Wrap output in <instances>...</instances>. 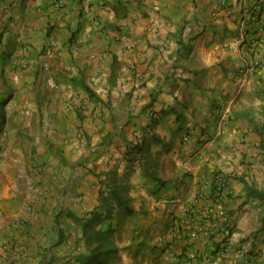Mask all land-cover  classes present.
Instances as JSON below:
<instances>
[{
    "label": "crops",
    "instance_id": "obj_1",
    "mask_svg": "<svg viewBox=\"0 0 264 264\" xmlns=\"http://www.w3.org/2000/svg\"><path fill=\"white\" fill-rule=\"evenodd\" d=\"M53 1L0 0V264L86 261L79 256L86 250L83 230L72 218L90 215L101 182L93 194L73 198L90 174L76 177L75 192L69 174L77 155L68 157L70 146L57 140L61 132H92L74 123L79 99L92 102L86 88L99 99L93 106L106 104V89L116 97L134 89L137 110L157 96L153 132L161 143L152 152L161 182L140 168L130 177L132 212L117 233L116 264H142L126 254L139 249L151 256L143 264H205L208 258L264 264V200L248 195L249 187L264 189L248 178L227 179L222 165L225 150L235 167L242 147L259 136L223 127L220 117V108L246 88L264 96L256 80L264 70L252 73L264 60L262 14L255 10L261 0H62L59 7ZM112 102V111L97 107L101 119L93 128L107 141L85 171L116 170L121 180L129 167L127 143L141 138L151 119L131 116L125 125L128 112ZM238 194L244 207L234 210L238 199L231 198ZM223 215L233 224V245L225 252L222 237L210 232Z\"/></svg>",
    "mask_w": 264,
    "mask_h": 264
},
{
    "label": "rangeland",
    "instance_id": "obj_2",
    "mask_svg": "<svg viewBox=\"0 0 264 264\" xmlns=\"http://www.w3.org/2000/svg\"><path fill=\"white\" fill-rule=\"evenodd\" d=\"M255 33H257L256 30L253 31V34ZM260 37L261 35L255 37L254 39L257 40L260 39ZM250 44H253V42ZM262 61H263L262 62L263 65H260L261 61L257 65L253 64L254 69L252 73H254V75L259 71L264 70V60L262 59ZM262 75L264 74L262 73ZM262 75H259L260 77H256V76L254 77H256V80L259 81L261 83L262 88H264V76ZM111 91H112L111 89H106V93L108 92L107 94L109 96V100L106 102L104 106L102 105L93 106L92 102L94 101L97 104L99 100L95 98L93 95H90V98L92 100V102L90 101L91 103L83 104V100L87 99V97H84L82 99H79L78 104L75 105L76 112L78 114L77 119L74 121L75 126L77 125V127L81 129L84 123L88 124L91 127L90 129L92 131L90 132V135L86 134L82 136L80 135V130H79V132L76 133L75 131L74 133H72V135H65L64 132H61L57 137L60 146L63 147L70 146L68 157L72 156L73 154L75 157L77 155V158L74 160V166L72 167V171L69 174V185L71 184L75 192H77L76 189L78 188L77 186L78 179H82L83 176H86L84 174H90L88 180H86L87 184L86 183L82 184L80 187L81 192L78 195H75L73 198L84 196L87 192L93 194L92 191L96 189L95 188L96 181L100 183L101 177H104L101 176L100 174L97 175V173H92L91 171L89 172L85 171L88 162L94 164L97 160H99L100 156L103 153V151H101V148L106 145L105 143L107 141L106 138L107 136H102V134H101L102 137L100 136V138L98 139L97 138L98 132L95 128H93V126L98 127V124L100 122L99 119H101V117L95 114L97 111V107H99L100 110L106 108L108 111H112V109L115 107V104H113L112 102V98H115L118 105L128 112V114L125 115L126 119L123 120V122L125 121L124 122L125 125L126 124L128 125L130 122H132L130 121L131 116H133L134 118L147 116L151 120H153V118H155V120H159L160 117L159 113L155 111V109H157L156 95L151 96L150 101L142 105V107L139 106L137 110V107L131 104L132 99L134 97V89L129 91H120L121 96L119 95L118 97L113 96L111 94ZM123 92H125V95H122ZM136 95L138 99H142L141 98L142 96L141 97L139 96L140 95L139 91ZM133 107H135L136 109ZM220 109L224 110L220 113V117L224 115V119L222 120L223 127H228L229 129L233 127L235 128L237 126L238 128L244 127L246 134L248 131H256L259 136V140L256 141L254 144L253 141L250 140L249 145L248 146L246 145L247 147L245 146L242 147L244 149L241 152H239L240 159L238 161L236 160L237 163L235 167L232 166L235 164L234 162L235 158H233L234 156L233 153L230 152V148L228 150H225L224 154L226 155V159L223 161L222 165L224 169L227 171V172L224 171V173L229 174L227 179L232 178V179L240 180L244 178L246 180L248 178L251 185H253L254 187L257 186L260 189H264V153L261 152V147H259L260 143L261 145L264 144V96L263 98L257 94H255L254 96L252 90H248L246 88L241 92L240 95L236 97V99H233V101H231L230 105L227 104L223 105V107ZM134 112L136 114L130 115L131 113ZM161 112L162 111H160V113ZM154 114H156V117H154ZM109 121L112 122L113 120H109ZM203 129L205 130L206 127H203ZM256 143H258V145H256ZM59 150H60L59 155L61 156L65 155V149L59 148ZM78 168L84 169L83 174L82 172L80 173ZM228 169H230V171H228ZM76 177H78V179H76ZM100 189H101V185L99 188V193H100ZM223 189H226L224 185L222 190ZM217 197H221V195H218ZM240 197H242V200ZM235 198L238 200L233 203L231 202L232 205L237 206V208H234V210L236 209L239 210L243 208L244 195L243 196H241V194L234 195L231 199H235ZM82 202L83 200L80 199L79 203L81 204ZM197 204H200V202L197 201ZM261 205L263 206L264 202ZM72 219L75 224L79 225L76 217ZM143 219L144 218H141L140 220L137 221H142ZM197 220L202 221V218L199 217ZM144 228L145 226L143 227L142 231L145 230ZM85 248L86 250L80 252L79 256L86 259L92 256L93 249L87 247L86 241H85ZM126 254L129 259L131 258L137 261L140 260L142 261L141 262L142 264L143 262L146 261L149 263L151 258V256H147V253L143 251V249L132 250V251L127 250ZM80 257H78V259ZM116 261L117 259L115 260V264ZM88 262L89 261L87 260V262L85 261L81 264L84 263L94 264V261H91L89 263Z\"/></svg>",
    "mask_w": 264,
    "mask_h": 264
},
{
    "label": "trees",
    "instance_id": "obj_3",
    "mask_svg": "<svg viewBox=\"0 0 264 264\" xmlns=\"http://www.w3.org/2000/svg\"><path fill=\"white\" fill-rule=\"evenodd\" d=\"M86 91L93 95L88 88ZM157 122L158 120L153 118L150 125L143 129L141 138L127 143L125 155L129 167L125 179L119 180L116 170L104 172L105 179L101 181L97 206L89 216L77 218L87 247L93 249L92 256L86 258L89 262L115 264L118 257L117 233L123 215L132 212L129 179L133 173L140 168L150 181L161 182L158 174L159 157L152 152V148L161 143V139L153 132ZM261 149L264 150V144ZM248 195L264 200V190L249 187Z\"/></svg>",
    "mask_w": 264,
    "mask_h": 264
},
{
    "label": "built area",
    "instance_id": "obj_4",
    "mask_svg": "<svg viewBox=\"0 0 264 264\" xmlns=\"http://www.w3.org/2000/svg\"><path fill=\"white\" fill-rule=\"evenodd\" d=\"M53 3L56 7H59L62 4V0H54ZM257 6H258V8H255V10H259L258 13L260 15L262 14L261 18L259 19L258 24L260 26L259 27L260 30H263L264 29V0H261V4H259V5L257 4ZM45 53L48 56H52V54H53L51 48H47ZM154 116L156 117V114H154ZM202 218H203L202 220H205L207 218V216H205L203 214ZM210 229H211L210 232L212 235L218 234L222 237L223 244H224L222 252H225L230 247H232L233 242L231 240V236H232L233 224L230 220V217L225 216V215L218 217V221H216L212 225H210ZM197 232H198V230H197ZM195 235H196V232H192V234L190 236L193 238V237H195ZM217 263H218L217 260H215L214 258H208L205 262V264H217Z\"/></svg>",
    "mask_w": 264,
    "mask_h": 264
}]
</instances>
